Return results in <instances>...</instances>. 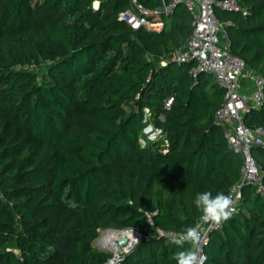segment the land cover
<instances>
[{
    "label": "trees",
    "instance_id": "trees-1",
    "mask_svg": "<svg viewBox=\"0 0 264 264\" xmlns=\"http://www.w3.org/2000/svg\"><path fill=\"white\" fill-rule=\"evenodd\" d=\"M94 1L0 0V264H104L100 231L132 228L143 238L120 264H176L189 245L158 230L183 233L201 217L198 193L229 195L241 179L216 118L224 89L194 64L159 62L190 37L188 9L153 33L119 20L127 0ZM240 5L246 15L215 12L232 54L264 77V0ZM33 61L41 75L19 68ZM244 121L264 129V105ZM251 153L264 169V148ZM204 252L205 264H264V195L245 186Z\"/></svg>",
    "mask_w": 264,
    "mask_h": 264
},
{
    "label": "built area",
    "instance_id": "built-area-1",
    "mask_svg": "<svg viewBox=\"0 0 264 264\" xmlns=\"http://www.w3.org/2000/svg\"><path fill=\"white\" fill-rule=\"evenodd\" d=\"M128 8L119 14V20L127 23L133 30H146L153 33H161L165 29V18L172 15L179 5H184L193 17V31L187 42L171 53L167 59H159L161 65L166 66L168 62L179 65L194 64L191 71L196 78L200 73L211 74L218 85L224 89L225 97L222 106L217 111V123L224 129L228 145L236 154L243 157L244 165L240 181L234 185L229 195L234 200L236 211L240 209L243 200V188L253 186L256 192L264 195V169L252 156L254 147L264 148V129H252L244 121V116L253 109L264 105V77L256 75L247 69L246 63L232 54L231 38L226 30V23L222 22L216 15V7L227 11H242L240 0H162V6L150 9L139 0H127ZM100 7V0L93 2L94 10ZM152 58V57H151ZM24 70H37L36 62L21 65ZM251 82L250 92H243L247 88L245 82ZM174 97L165 101V108L170 109ZM231 217V218H232ZM201 230L206 232L207 244L210 236L215 231L223 230L224 223L218 228L209 226L198 219ZM117 240L114 241V253L104 264H120L124 255L128 254L137 244L142 241V234L138 228L129 230H116ZM133 234V237L129 236ZM172 234H181L173 230H158L160 238H167ZM123 237L128 238L125 246L119 244Z\"/></svg>",
    "mask_w": 264,
    "mask_h": 264
},
{
    "label": "clouds",
    "instance_id": "clouds-1",
    "mask_svg": "<svg viewBox=\"0 0 264 264\" xmlns=\"http://www.w3.org/2000/svg\"><path fill=\"white\" fill-rule=\"evenodd\" d=\"M195 207L201 212V221L209 226L218 228L228 221L234 212V200L232 196L223 192L215 196L211 192L198 193L194 200ZM169 244L184 249L185 244L188 248L174 254L176 264H205L207 256L203 254V245L207 244L206 232L201 230V226H188L183 233L172 234L168 241Z\"/></svg>",
    "mask_w": 264,
    "mask_h": 264
},
{
    "label": "rangeland",
    "instance_id": "rangeland-1",
    "mask_svg": "<svg viewBox=\"0 0 264 264\" xmlns=\"http://www.w3.org/2000/svg\"><path fill=\"white\" fill-rule=\"evenodd\" d=\"M42 70H43V69L40 68V69H38V70H36V71L38 72L39 75H41V73L43 72ZM146 113H147V111H146ZM145 133H151V128L148 127V128L145 130ZM159 134H160V133H159L158 131L155 132V133H152V135L150 136V139H151V140H154V139L158 138V137H159ZM111 231H116V230H101V231H100V236H99V238L94 242V246H95L96 248H98L99 250H101V251L109 252V253H114V248H112V247H110L109 245H106V244L103 243V238H104L109 232H111ZM115 240L118 241L117 236H115Z\"/></svg>",
    "mask_w": 264,
    "mask_h": 264
},
{
    "label": "bare ground",
    "instance_id": "bare-ground-1",
    "mask_svg": "<svg viewBox=\"0 0 264 264\" xmlns=\"http://www.w3.org/2000/svg\"><path fill=\"white\" fill-rule=\"evenodd\" d=\"M116 232L111 231L109 232L104 238L103 243L106 245H109L110 247H114V241H115ZM130 237H133L132 233H129Z\"/></svg>",
    "mask_w": 264,
    "mask_h": 264
},
{
    "label": "crops",
    "instance_id": "crops-1",
    "mask_svg": "<svg viewBox=\"0 0 264 264\" xmlns=\"http://www.w3.org/2000/svg\"><path fill=\"white\" fill-rule=\"evenodd\" d=\"M245 85H247V88L244 89L243 92H245V93L250 92V90H251V88H252V83L249 82V81H247V82H245Z\"/></svg>",
    "mask_w": 264,
    "mask_h": 264
},
{
    "label": "water",
    "instance_id": "water-1",
    "mask_svg": "<svg viewBox=\"0 0 264 264\" xmlns=\"http://www.w3.org/2000/svg\"><path fill=\"white\" fill-rule=\"evenodd\" d=\"M127 243H128V238H126V237H123V238H121V239L119 240V244H120L121 246H125Z\"/></svg>",
    "mask_w": 264,
    "mask_h": 264
}]
</instances>
